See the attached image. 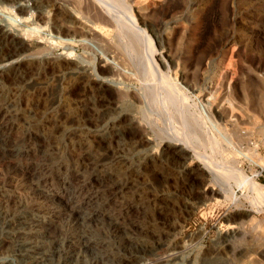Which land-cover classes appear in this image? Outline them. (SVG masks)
<instances>
[{
    "label": "rangeland",
    "instance_id": "1",
    "mask_svg": "<svg viewBox=\"0 0 264 264\" xmlns=\"http://www.w3.org/2000/svg\"><path fill=\"white\" fill-rule=\"evenodd\" d=\"M80 1L87 3V0ZM120 2L123 7L117 8L119 11L116 12L128 20L133 18V22L135 21L142 31H146L153 43L155 57H165L166 69L161 68V72L165 80L168 79L166 84L170 83L181 91L184 90L183 93H187L188 98L189 96L191 98L187 105L180 102L185 105L180 104L183 107L182 111L178 103L168 107V112L162 110L163 108H150L145 103L135 109L139 115L142 117L145 115L151 121L143 123L137 115L131 131L122 134L121 137L124 136L128 143L129 139H136L139 142L140 138L141 144L145 145L142 147L154 152L151 163H147L144 156H141L145 152H139L142 148L139 147L138 150L136 145L130 143L124 146L116 144L111 146L120 155L131 156L133 158L131 169L137 172L132 178L123 177L124 180L131 179L130 183L133 185L131 191L134 193L130 191L115 204L121 206L142 202L145 207L129 212L123 219L131 238L142 243L144 241L142 246L131 244V250L146 257L148 259L146 263L153 264L154 253L151 252L153 242L159 239L166 228L173 225L169 235L173 233L171 237L174 242L184 246L185 264L194 258L197 261L194 264H247V257L251 259L249 264H264L262 256L264 210L251 206L248 194L242 188H238L233 182L228 185L226 177H222L223 175L217 173L214 168L215 172L210 170L205 164L210 160V163L220 169L227 160L230 163L235 162L252 179L257 180L259 177L260 181H257L264 184V170L255 166L258 172L252 173L253 163L247 153L256 152L264 157V0H120ZM50 6L47 8L49 14L46 16L51 19V23L55 8ZM36 23L35 17L26 20L0 4V24L8 26V29L24 40L27 47L33 48L24 58V62L28 70L37 73L29 84H11L0 80V89L9 102L19 109L21 115L35 121L33 129L38 128L42 133L50 134L56 140L55 144H60V154L74 172L80 167L79 153L85 146L78 142L79 137L76 134L75 136L72 130L75 125L72 126L70 122L77 119L80 121L86 117L95 122L100 120L98 116L100 104L92 80L84 93H75L72 102L68 103V92L78 85L76 77H68L65 72H51L49 63L87 66L89 73L94 74L96 78L103 48L95 42L92 43L91 38L84 41L85 44L92 46L91 50H86L80 39L74 45L68 41L63 46L56 47V35L51 32V24L39 29ZM30 30H37L39 35L28 38ZM89 31L90 28L86 26V32ZM140 38L141 45L132 53L131 58L139 71L144 72L147 69H145L147 60H144L146 56L141 50L145 48L147 40L144 36ZM116 79H109L111 80L109 84L113 87L105 92L107 97L117 98L126 92L139 91L140 86L137 84ZM53 102L56 104L52 111L50 106ZM194 104L212 129V133L207 130L206 134L205 130L198 128V123H195L194 117L189 114V112L193 114L194 110L190 105ZM32 107H37L36 113H33L35 115L31 114ZM61 130H70L67 138L63 140ZM108 130L110 129L106 128L103 134L110 142L112 134ZM211 134H215L224 150L230 152L229 158L226 153L211 149L209 141ZM161 136L164 137L163 142L160 141ZM177 136L189 142L192 148L188 149L190 158L184 163L173 165L161 163V166L160 157L166 142L174 144L172 139ZM58 140L61 142H57ZM85 145L92 147L93 144L89 141L85 142ZM182 146L185 147L184 143ZM200 157L207 158L204 159L206 162L204 163ZM194 169H198L200 183L190 182L189 172ZM137 174L139 178L136 177ZM227 189L229 199L221 197ZM160 193L164 195L161 198ZM25 196L28 195L22 193V197ZM156 196L159 197L154 201ZM24 199V202L31 204L35 202L29 197ZM100 220L98 223L84 226V231L94 233L99 243L113 240L114 232L109 228L108 222L104 218ZM236 224L238 227L241 226L240 234L235 239L238 250L235 254L225 255L222 240L233 233ZM74 230L72 225L66 227L68 233ZM117 240L125 245L126 240L122 237L118 236ZM109 243L108 241L106 244L109 250L115 251L113 244ZM102 248L100 244L94 253L93 250L87 254L81 252L77 264H95L102 254H100Z\"/></svg>",
    "mask_w": 264,
    "mask_h": 264
},
{
    "label": "bare ground",
    "instance_id": "2",
    "mask_svg": "<svg viewBox=\"0 0 264 264\" xmlns=\"http://www.w3.org/2000/svg\"><path fill=\"white\" fill-rule=\"evenodd\" d=\"M79 1L0 0V4L6 10L10 9L21 18L27 20L30 17H35L39 29L51 24V32L56 35V47L63 46L68 41L74 45L80 39L83 47L86 50H91L92 46L84 43L85 40L91 38L92 43L95 42L103 48L96 78L94 74L89 73L87 66L49 63L51 72H65L68 77H76L78 85L74 89L72 88L74 92L72 90L68 92V103L72 102L75 93H84L86 86L89 87L92 80L95 83L94 88L100 104L98 113L100 120L95 122L86 117L80 121L77 119L70 122L72 126L75 125V128L72 129L73 134H76L79 137L78 142L85 146L77 143L84 150L81 151L79 147L81 163L74 172L62 158L59 151L60 144H55L56 140L50 134L46 135L38 128L33 129L32 125L35 121L21 115L19 109L9 102L0 89V264H77L81 252L87 254L93 250L94 253L97 245L100 244L103 250L95 264H148L146 257L135 254L130 248L133 244L141 245L144 241L142 243L138 239L131 238L127 227L123 224V219L127 217L125 215L133 210L145 209L144 203L142 204V200H137L141 203L121 206L115 204L118 199L132 190L133 185L129 178L137 173L131 169L133 158L120 155L111 146L114 144L124 146L130 143L136 145L138 150L139 147L143 149H140L139 152H145L141 156H144V159L149 163L154 152H150L147 147H142L145 145L141 144L140 138L139 142L136 139H129L130 143H128L124 136H122L124 139L121 137L122 134L133 128L134 120L139 115L135 109L145 103L150 108H163L162 110L168 112V107L175 106L177 103L180 105V102L187 105L191 98L190 96L188 98L187 93H183L184 90L181 91L175 87L174 83H172L174 86L170 83L166 84L168 79L165 80L161 72V68L166 66L165 57H155L156 50L152 46L153 43L148 38L146 31L143 30L144 33L136 22H133V18L128 20L116 12L119 11L117 8L123 7L120 0H87L86 4ZM49 5L55 8L51 23V19L46 16L49 14L47 12ZM41 22L45 25L43 26ZM84 25L90 28L89 32H86ZM37 35H39L37 30H30L27 37L31 38ZM140 36H144L147 40L145 48L140 49L147 58H144L147 60V67H145L147 69L144 72L139 71L131 58L132 53L137 51V47L141 45ZM29 47L26 46L24 40L8 29V26L0 24V80L11 84L32 82L37 73L34 70H28L24 62L26 55L33 50L32 47L31 49ZM70 54L72 55L73 52ZM164 68L166 69V67ZM111 78L135 83L138 87L140 86L139 91L128 93L123 89L126 93L119 97H107L105 92L113 87L109 84ZM55 104L56 102H53L50 106L52 111ZM181 105L179 108L182 111ZM191 106L194 110L193 114L188 112L194 117L192 119L195 120V123H198V128L205 130L206 134L210 131L212 133V129L208 126L202 113L197 110L196 104ZM35 109L37 110V107H32L31 114L36 113ZM139 116L143 123L147 124L151 121L145 115ZM100 125H102L101 128ZM68 126L69 124L66 128ZM106 128H109L108 131L112 134L110 142L105 139L103 134ZM67 130L59 132L62 140L67 138L71 129ZM207 130L209 131L207 132ZM202 132L204 133V131ZM178 136L175 139L169 137L174 141V144L166 142L160 157V164L184 163L190 158L189 152L192 148H190L189 142ZM162 137H160L161 142L164 140ZM217 139L215 134L209 136L211 149L226 153L227 157L231 155L228 150H224ZM89 141L93 144V148L85 145V142ZM57 142L60 143L61 140ZM182 143L185 147L182 146ZM247 153L248 158L250 157L249 160L253 163L252 173L258 172L255 166L264 170V157L256 152ZM204 159L202 157L201 160L205 163L207 158ZM208 163L205 164L210 170L215 169L217 173L223 175L222 177H226L227 181H225L228 185L233 182L235 186L242 188L248 194L251 206L264 210V184L257 181H260L259 177L257 180L252 179L238 167L237 163H230L228 160L220 169L210 163V160ZM197 171L198 169H194L189 172L192 184L200 183V175ZM126 176L129 178L124 180L123 177ZM22 193L28 195L24 198L29 197L35 202L32 204L24 202ZM228 193L227 189L221 197L229 199ZM162 196L164 195L160 193V198ZM158 197L156 196L153 200L156 201ZM101 218L108 222L109 228L117 236L113 234V240L99 243L97 237L93 235L94 233L84 231V226L89 223H98ZM69 225L75 228L74 232L66 231V227ZM173 227L171 225L166 228L160 234L159 239L153 242L151 251L154 253L153 264H185L184 246L174 242L171 237L173 233L171 236L169 235ZM233 228V233L225 236L222 240L225 255L235 254L238 250L235 239L240 234L241 226L237 225ZM118 236L126 240L125 245L119 243ZM108 241L113 244L115 251L109 250V246L106 245ZM262 256L264 258V253ZM247 258V264H249L251 259ZM193 260L186 264L197 262L196 259Z\"/></svg>",
    "mask_w": 264,
    "mask_h": 264
},
{
    "label": "built area",
    "instance_id": "3",
    "mask_svg": "<svg viewBox=\"0 0 264 264\" xmlns=\"http://www.w3.org/2000/svg\"><path fill=\"white\" fill-rule=\"evenodd\" d=\"M241 149H239V151H240Z\"/></svg>",
    "mask_w": 264,
    "mask_h": 264
}]
</instances>
